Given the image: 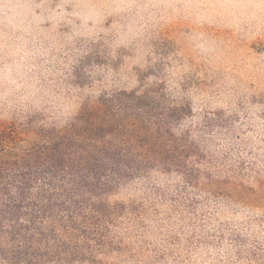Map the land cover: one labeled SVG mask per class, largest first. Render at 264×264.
Here are the masks:
<instances>
[{
	"label": "rangeland",
	"instance_id": "obj_1",
	"mask_svg": "<svg viewBox=\"0 0 264 264\" xmlns=\"http://www.w3.org/2000/svg\"><path fill=\"white\" fill-rule=\"evenodd\" d=\"M147 90L191 108L172 130L192 180L117 188L92 264H264V0H0L1 122L61 128Z\"/></svg>",
	"mask_w": 264,
	"mask_h": 264
},
{
	"label": "trees",
	"instance_id": "obj_2",
	"mask_svg": "<svg viewBox=\"0 0 264 264\" xmlns=\"http://www.w3.org/2000/svg\"><path fill=\"white\" fill-rule=\"evenodd\" d=\"M155 96H103L61 128L0 121V264H92L125 208L117 188L153 169L192 180L172 130L191 108Z\"/></svg>",
	"mask_w": 264,
	"mask_h": 264
}]
</instances>
